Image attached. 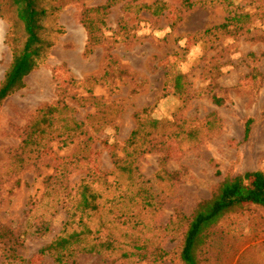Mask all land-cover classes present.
Here are the masks:
<instances>
[{
  "label": "rangeland",
  "instance_id": "374dc122",
  "mask_svg": "<svg viewBox=\"0 0 264 264\" xmlns=\"http://www.w3.org/2000/svg\"><path fill=\"white\" fill-rule=\"evenodd\" d=\"M108 2L107 28L91 49L84 11ZM57 21L65 32L0 105V229L13 235L0 238V264H56L42 249L62 231L83 179L136 198L103 220L86 215L93 230L126 251L140 237L169 256L156 263L117 249L82 253L74 264H181L198 203L227 177L264 171V0H68ZM17 24L15 9L0 6V85ZM51 106L54 115L40 112ZM200 257L264 264V207L224 217Z\"/></svg>",
  "mask_w": 264,
  "mask_h": 264
},
{
  "label": "trees",
  "instance_id": "16d2710c",
  "mask_svg": "<svg viewBox=\"0 0 264 264\" xmlns=\"http://www.w3.org/2000/svg\"><path fill=\"white\" fill-rule=\"evenodd\" d=\"M63 0H0L3 8L15 9L19 27L8 38V43L13 51V59L9 69L5 73L0 85V105L11 94L25 86V77L33 70L39 68L48 51L54 46L56 38L65 32L62 25L58 24L57 15L61 8L67 4ZM112 2L98 7L87 8L84 11V23L89 32V44L93 46L102 41L101 34L106 27L105 16ZM152 9L155 15L160 13V7L145 6ZM222 103L221 98H216ZM59 109L55 106L40 109L47 115H54ZM249 125V124H248ZM249 131V126L246 129ZM141 131L137 130L130 141L131 147L138 145ZM122 170L128 172L130 166H122ZM96 180L83 179L77 188V192L68 203V219L60 234L44 249L42 253H48L54 257L56 264H74L76 257L82 253L102 254L109 250H123V257H138L141 260L153 262L168 259L169 251L157 246L147 249V244L139 245L140 237L132 239L135 251H126L119 238L111 235H101L100 229L93 230L90 221L84 219L86 215L91 219L98 216L99 220L106 217L105 211L113 209L120 202H126L127 198L136 200L129 193L121 195L110 188L98 189L94 187ZM107 182V180H106ZM138 202L147 206L152 205L150 198L142 192H138ZM103 199H106L103 201ZM109 203V205H107ZM247 205H259L264 207V171H249L235 177L225 178L212 196L198 203L189 218L184 233L182 249L179 254L181 264H201V250L206 244L208 232L219 224L227 215L234 213ZM124 215H116L111 223H120ZM88 219V218H87ZM127 222L124 221L123 224ZM105 222H103V225ZM13 235L0 229V238H11ZM18 258V255H14ZM22 259V258H21ZM23 260V259H22ZM27 264H30L28 261Z\"/></svg>",
  "mask_w": 264,
  "mask_h": 264
}]
</instances>
